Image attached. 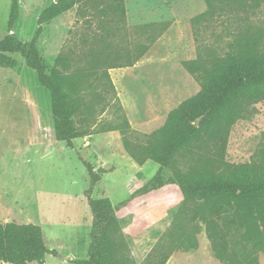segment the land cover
<instances>
[{
    "label": "trees",
    "instance_id": "16d2710c",
    "mask_svg": "<svg viewBox=\"0 0 264 264\" xmlns=\"http://www.w3.org/2000/svg\"><path fill=\"white\" fill-rule=\"evenodd\" d=\"M205 3L206 11L191 20L195 34L220 25L228 41L215 34L211 45L200 44L197 37V57L183 61L182 66L199 83V93L173 110L163 128L141 134L132 129L111 71L134 67L172 22L130 26L125 0H55L40 13L33 39L25 42L16 35L21 3L11 0L8 34L0 42V67L15 69L18 62L13 56L19 55L35 72L51 96L56 140L73 149L76 140L119 132L136 164L153 161L160 167L114 205L109 198L93 197L102 176L112 171L97 170L79 154L87 170L84 195L92 228L88 258L72 263L136 264L117 214L140 198L173 187L182 193L183 203L143 264H168L177 252L197 250L202 228L221 264H260L264 255V143L249 164L233 165L226 157L234 126L250 119L255 106L264 102V28L254 23L264 0ZM76 6L84 32L69 41L50 71L39 49L44 26ZM110 107L115 108L117 120L103 122L99 118ZM167 170L172 175L166 176ZM49 255L58 254L47 247L40 226L0 223V262L45 264Z\"/></svg>",
    "mask_w": 264,
    "mask_h": 264
},
{
    "label": "rangeland",
    "instance_id": "374dc122",
    "mask_svg": "<svg viewBox=\"0 0 264 264\" xmlns=\"http://www.w3.org/2000/svg\"><path fill=\"white\" fill-rule=\"evenodd\" d=\"M54 1L20 0L21 20L16 35L22 41L33 39L40 13ZM125 3L130 26L172 22L165 35L134 67L111 71L132 129L151 134L163 128L169 114L201 89L182 66L183 61L197 57V37L200 44L210 45L217 39L215 34L225 41L228 37L220 25L195 34L191 20L206 11L205 0ZM10 7L11 0H0V42L8 34ZM78 10L76 6L44 26L39 49L50 71L69 41L84 32L85 24ZM254 23L264 28V6ZM13 57L18 62L15 69L0 67V223L40 226L47 247L58 254L47 256L45 264H75L65 259L88 258L92 228V215L84 195L88 188L87 170L79 154L97 170L112 171L102 176L93 197L109 198L114 205L127 199L160 167L153 161L144 166L136 164L125 151L119 132L76 140L73 149L58 142L50 93L39 84L35 72L21 56ZM255 108V114L238 122L231 132L226 157L230 164L253 162L264 143V102ZM99 119L115 122V108L110 107ZM165 175H172V171L167 170ZM183 200L182 193L171 187L140 198L118 212L136 264L144 263L171 226ZM198 239L197 250L177 252L168 264H221L214 257L203 228ZM260 264H264V255L260 256Z\"/></svg>",
    "mask_w": 264,
    "mask_h": 264
},
{
    "label": "water",
    "instance_id": "95a60500",
    "mask_svg": "<svg viewBox=\"0 0 264 264\" xmlns=\"http://www.w3.org/2000/svg\"><path fill=\"white\" fill-rule=\"evenodd\" d=\"M57 2V1H56ZM195 126H199V121H197L196 123H195ZM66 261H71V257H67L66 259H65Z\"/></svg>",
    "mask_w": 264,
    "mask_h": 264
}]
</instances>
